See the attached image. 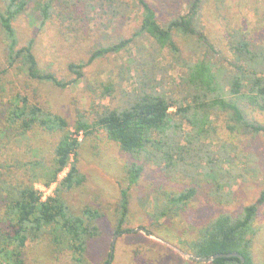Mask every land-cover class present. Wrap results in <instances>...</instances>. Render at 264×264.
Listing matches in <instances>:
<instances>
[{"label":"trees","instance_id":"16d2710c","mask_svg":"<svg viewBox=\"0 0 264 264\" xmlns=\"http://www.w3.org/2000/svg\"><path fill=\"white\" fill-rule=\"evenodd\" d=\"M55 1L32 0V8L39 16V28L56 20L66 27L68 19L79 18L95 28L106 29L119 17L136 13L140 23L131 36L106 44L98 42L86 60L69 62L67 69L74 75L72 78H58L53 71L40 66L33 50V38L18 45L13 19L24 10L28 0H0V32L5 41V65L0 68V82L2 75L6 77L14 70L27 81L50 83L64 89L79 82L85 67L92 61L119 53L138 37L145 38L155 51L157 48L171 53L172 61L182 72L166 89L162 84L163 75L158 78L153 56L151 60L147 56L131 57L130 62L138 67L134 70L135 76L128 75L133 77L132 87L121 89L118 103L112 107L103 104L94 111L91 119L78 112L73 130L64 116L31 100L27 93L17 91L7 97L5 103L0 101V120L7 129L5 135L10 142H13L11 139L20 141L18 147L28 143L27 132L30 130L41 129L58 136L51 157L47 159L0 160V264H25L23 251L27 242L42 243L49 238L60 252L68 251L76 264H88L89 245L102 234L99 228L102 214L90 206L73 211L64 193L80 188L85 181L84 173L77 167V158L83 139L92 134L93 129H103L109 140L133 157L125 167L126 185L120 188L114 234L125 230L129 189L139 179L145 163L156 165L161 174L170 179L182 175L191 181L190 186L179 192L166 194L160 204L157 197L154 198L152 217L155 220L166 218L182 209L201 186L215 203L232 199L230 180L234 179L233 170L231 166L230 169L223 168L222 164H233L231 150L235 146L226 143L221 157L211 149V140L216 138L215 122L219 117L225 114L223 121L230 132L264 135V122L250 115L253 110L264 112V44H255L241 33L233 34L229 43L233 52L228 61L230 69L217 63L215 56L219 55V49L215 48L200 22L207 0H188L185 12L165 23L158 22L147 0L73 1L76 9L82 7V14L76 9L59 7ZM213 1L219 5L225 0ZM177 36L189 44L185 55ZM110 74L109 70L106 80H100L95 86L101 99L115 97V83ZM186 126L190 128L186 129ZM80 132L82 139L78 138ZM9 141L0 143V147L8 150ZM65 167L68 170L57 183L53 196L41 200L34 183L50 184ZM17 170L22 171L19 177ZM226 186L228 190L224 191ZM263 204L264 179L252 202L235 213L222 212L208 220L197 229V236L186 242L184 250L199 257L234 251L244 257V264H264V258L259 262L255 259L253 248L256 233L253 223L258 207ZM131 234L134 238H143L139 232ZM134 253L139 254L136 248ZM109 256L108 250L102 264L112 263L115 256L112 253L110 260ZM150 259H146L145 264H150ZM156 261L153 259V263ZM207 264H240V261L237 256H223Z\"/></svg>","mask_w":264,"mask_h":264},{"label":"rangeland","instance_id":"374dc122","mask_svg":"<svg viewBox=\"0 0 264 264\" xmlns=\"http://www.w3.org/2000/svg\"><path fill=\"white\" fill-rule=\"evenodd\" d=\"M73 1L78 0H56L55 4L66 10H75ZM147 1L153 7L158 22L165 23L170 18L185 12L188 0ZM76 10L78 14H82L81 6ZM201 12L200 22L204 31L215 48L219 49V55L215 56V59L226 69H230L228 61L233 57L229 45L233 34L241 33L255 44H264V0H225L219 5L213 0H207ZM138 16L139 14L136 13L119 17L106 29L95 28L79 18L73 21L68 19L65 22L66 27L56 20L47 23L41 29L38 23L39 16L32 8V0H28L24 10L13 19V26L17 33L18 45H23L29 38L34 39L33 50L41 67L53 71L58 78L70 79L74 75L67 69L69 62L86 60L91 51L97 47L98 42L106 44L131 36L139 26ZM176 40L182 47L183 54L188 53V42L181 36H177ZM4 42L0 32V68L5 65ZM145 56L149 60L153 56V62L159 72L158 78L163 75L164 88L167 89L173 83V79L178 80L182 69L174 64L171 53L166 50L159 51L157 48L155 51L145 38L138 37L133 44L119 53L107 54L92 61L85 67L83 78L64 89L50 83L27 81L22 74L17 75L16 71L11 70L6 77L2 75L0 101L5 103L6 98L17 91L27 93L31 100L64 116L73 129L78 112L84 113L91 119L94 111L100 109L103 104L112 107L118 103L121 89L127 90L132 87L133 77L128 75L135 76L134 70L138 69L129 59L131 57L141 59ZM109 70L111 80L115 83L113 95L115 97L101 99L95 86L100 80H106ZM1 114L2 112L0 118ZM250 115L257 121L264 122V112L253 110ZM224 119L225 114L215 122L216 138L211 140V149L221 157L220 153L226 143L235 146V149L231 150V155L234 157L233 164H222L223 168L230 169L231 166L233 170L234 179L230 180L232 199L228 202L215 203L205 187L201 186L194 197L182 205V209H177V212L171 213L166 218L155 220L152 217L154 198L157 197V202L160 204L165 200L166 194L179 192L190 186L191 181L182 175L170 179L161 174L156 165L145 163L139 179L129 189L127 219L123 224L125 230L119 232L114 241L115 257L111 264H145L148 258H151L150 264L151 262L152 264L158 262L207 264L191 259L178 249L186 251L183 248L186 242L194 239L197 236V229L217 214L235 213L241 210L243 205L252 202L258 196L264 179V135L230 132L225 127ZM6 132L7 129H4L0 120L1 144L9 141ZM27 135L28 143L25 145L18 147L17 143L20 141L14 142L15 140L11 139L13 142L9 141L8 150L0 147L2 152L0 160L27 161L31 158L51 157L53 145L58 138L56 134L35 129L28 131ZM132 160L133 157L123 152L117 143L109 140L105 131L99 128L93 129V133L83 139L79 148L77 167L84 173L85 181L80 188L70 190L64 193V196L73 211H78L83 206H90L98 209L102 214L99 221L102 234L89 245L86 255L88 264H102L106 251L110 250L119 209L120 188L126 185L125 167ZM21 173V170H17L16 176L19 177ZM227 190L226 186L224 191ZM253 225L256 231L253 236V248L255 259L259 262L264 258V204L258 207ZM137 228L142 229L137 230ZM134 232H139L143 238H134L131 234ZM148 232L159 239L149 236ZM41 242H27L23 251L25 264H76L71 260L70 253L60 252L51 244L50 238ZM135 248L139 252L138 255L134 253ZM153 259L158 261L153 263Z\"/></svg>","mask_w":264,"mask_h":264},{"label":"water","instance_id":"95a60500","mask_svg":"<svg viewBox=\"0 0 264 264\" xmlns=\"http://www.w3.org/2000/svg\"><path fill=\"white\" fill-rule=\"evenodd\" d=\"M141 230L142 228H137V230ZM119 233H115L114 236H113V239L111 241V245H110V250H109V253H110V256H109V260L112 258L111 254L113 253V248H114V241L117 237ZM149 236H154L155 238H158L157 236H155L154 234L148 232L147 233ZM159 239V238H158ZM180 250L183 254L185 255H188L189 257H191L193 260L195 261H200V262H204V263H208V262H211L212 260H214L215 258L217 257H223V256H226V257H230V256H237L239 258V261H240V264H244V257L238 253V252H234V251H231V252H226V253H222V252H219V253H214L208 257H199V256H192L190 255L189 253H187L186 251H182L181 249H178Z\"/></svg>","mask_w":264,"mask_h":264},{"label":"built area","instance_id":"2783aa9c","mask_svg":"<svg viewBox=\"0 0 264 264\" xmlns=\"http://www.w3.org/2000/svg\"><path fill=\"white\" fill-rule=\"evenodd\" d=\"M71 130H73V129H71ZM81 136H82V134L80 132L78 138H81ZM67 169H68V167H65L63 170H61L57 174V179L48 185H45L41 182L34 183L35 184L34 188L40 192V199L41 200H46L48 197L53 196L54 189H55L57 183L59 182L60 179H62L63 175H65V172L67 171Z\"/></svg>","mask_w":264,"mask_h":264}]
</instances>
